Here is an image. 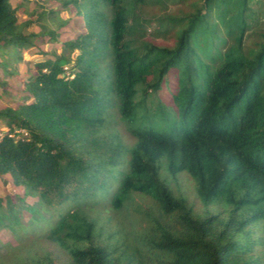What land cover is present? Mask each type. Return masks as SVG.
<instances>
[{"label":"trees","instance_id":"obj_1","mask_svg":"<svg viewBox=\"0 0 264 264\" xmlns=\"http://www.w3.org/2000/svg\"><path fill=\"white\" fill-rule=\"evenodd\" d=\"M59 1L84 28L36 61L32 100L0 107V173L42 206L75 201L46 235L66 257L30 248L8 264H264V0ZM38 37L0 0V48L21 58ZM115 119L137 144L88 137ZM164 163L192 176L203 215ZM102 203L119 215L102 220Z\"/></svg>","mask_w":264,"mask_h":264},{"label":"rangeland","instance_id":"obj_2","mask_svg":"<svg viewBox=\"0 0 264 264\" xmlns=\"http://www.w3.org/2000/svg\"><path fill=\"white\" fill-rule=\"evenodd\" d=\"M11 2L17 8L18 20L24 32L39 33V37L35 46L17 48L21 58L14 56L16 48H0V107H17L22 102L33 99L30 93L23 88V83L31 75L37 73L36 61L55 58L59 53L67 54L68 49L64 47L63 43L74 39L83 30L85 20L77 14L74 4L63 6L59 0H11ZM177 6L179 5L170 4V11L175 10ZM47 30L55 32L54 38L49 32H46ZM166 43H170V41H166ZM76 54L77 50L71 53V57ZM6 62L10 65L13 64L12 69H16L17 74L10 73L9 69L4 67ZM69 67L70 64L64 66L67 68L65 70L67 75L70 73ZM158 95L166 105H173L169 85L168 87L164 86ZM154 99H156L155 96L151 97L149 103L151 104ZM107 125L97 130H88V137L104 135L113 141L119 139L128 146L138 143L137 137L123 121L115 119ZM8 131L9 127L5 121L0 122V138ZM26 134L24 133L23 136ZM19 136L16 135V137ZM162 172L163 175H166L174 193L177 196L185 197L193 214L203 215L205 206L197 196L192 176L185 171L172 176L165 170V163ZM0 196L3 200V207L0 211V262L3 264L13 263L21 251L25 254L30 248L37 249L39 252H50L57 261H63L66 257L63 250L56 243L48 240L46 235L62 214L73 208L75 201L69 199L64 204L54 203L46 207L42 206L38 202V197L29 196L25 192L24 186L16 184L9 173H0ZM33 204L36 209L41 210L42 216L34 215L35 213L29 207ZM101 205L99 215L102 220L109 216L117 217L119 215L110 203ZM219 209L215 205H210L208 211L217 213L220 211ZM16 247L22 249L19 251Z\"/></svg>","mask_w":264,"mask_h":264},{"label":"built area","instance_id":"obj_3","mask_svg":"<svg viewBox=\"0 0 264 264\" xmlns=\"http://www.w3.org/2000/svg\"><path fill=\"white\" fill-rule=\"evenodd\" d=\"M67 69V68H66Z\"/></svg>","mask_w":264,"mask_h":264}]
</instances>
